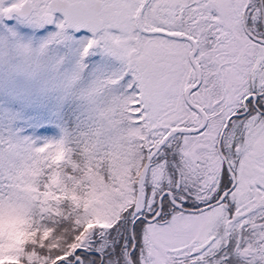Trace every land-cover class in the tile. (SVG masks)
Masks as SVG:
<instances>
[{"label": "snow or ice", "instance_id": "6c2138e0", "mask_svg": "<svg viewBox=\"0 0 264 264\" xmlns=\"http://www.w3.org/2000/svg\"><path fill=\"white\" fill-rule=\"evenodd\" d=\"M0 264H264V0H0Z\"/></svg>", "mask_w": 264, "mask_h": 264}]
</instances>
